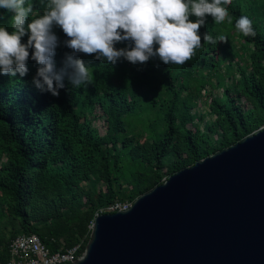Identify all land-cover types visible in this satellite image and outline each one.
Here are the masks:
<instances>
[{
    "label": "trees",
    "instance_id": "1",
    "mask_svg": "<svg viewBox=\"0 0 264 264\" xmlns=\"http://www.w3.org/2000/svg\"><path fill=\"white\" fill-rule=\"evenodd\" d=\"M263 124L264 0H0V215L17 223L0 261L18 233L81 252L108 204Z\"/></svg>",
    "mask_w": 264,
    "mask_h": 264
},
{
    "label": "water",
    "instance_id": "2",
    "mask_svg": "<svg viewBox=\"0 0 264 264\" xmlns=\"http://www.w3.org/2000/svg\"><path fill=\"white\" fill-rule=\"evenodd\" d=\"M70 264H264V125L95 214Z\"/></svg>",
    "mask_w": 264,
    "mask_h": 264
},
{
    "label": "built area",
    "instance_id": "3",
    "mask_svg": "<svg viewBox=\"0 0 264 264\" xmlns=\"http://www.w3.org/2000/svg\"><path fill=\"white\" fill-rule=\"evenodd\" d=\"M130 202L113 201L105 207V212L121 210ZM90 224L88 225V227ZM51 243L54 240H49ZM79 244L61 249H50L35 233H18L7 243L8 258L0 264H70L82 253Z\"/></svg>",
    "mask_w": 264,
    "mask_h": 264
},
{
    "label": "rangeland",
    "instance_id": "4",
    "mask_svg": "<svg viewBox=\"0 0 264 264\" xmlns=\"http://www.w3.org/2000/svg\"><path fill=\"white\" fill-rule=\"evenodd\" d=\"M36 12L35 11H33V14H35ZM229 41H230V43L234 46V50L236 49V51L238 52V50H237V40L236 39H234V38H232V37H230L229 38ZM237 58H238V56H236ZM241 61V63L240 64H242L244 61L243 60H240ZM230 69H231V71H232V76H234V68H233V66H231L230 67ZM211 83H213V81H214V79L213 78H211ZM207 88V87H206ZM206 88H205V90H204V92L203 91H201V95L202 96H204V97H206V96H208V93H209V91H208V93H207V90H206ZM183 93H185L186 92V89H184L183 91H182ZM220 92V89H216V88H214V90H212V92L211 93H219ZM203 99H200V98H198V100H197V103H196V106L194 107V108H192V109H190V112L191 111H195V112H198V113H203L202 115V121H204V120H206V115H205V113L203 112V110L205 109L204 107H203ZM139 114H141V113H139ZM202 121H200V122H198V119H193L192 121H190V122H188L186 125L187 126H190V127H192L193 125H194V123L195 124H198V126H199V128H202L201 126V124H202ZM264 125V124H263ZM262 126V125H261ZM260 127V126H259ZM104 129H105V124H104V121L102 120V118H94L93 120H92V123H91V126H90V130H91V134H92V136H97V137H99V136H101V135H103L104 134ZM139 131H141V125L140 124H137L134 128H133V132H136L137 134H138V136L141 138V136L139 135ZM217 131H218V129L216 128V127H213L212 128V131H211V133H210V137L212 138V139H214V138H216V136H217ZM125 201H127V202H129L128 200H125ZM131 203V202H130ZM15 227H17V223L15 222V221H8L7 219H6V215H5V213H3L2 215H0V234L1 233H4V235H6V232L8 231V230H10V229H12V228H15Z\"/></svg>",
    "mask_w": 264,
    "mask_h": 264
},
{
    "label": "clouds",
    "instance_id": "5",
    "mask_svg": "<svg viewBox=\"0 0 264 264\" xmlns=\"http://www.w3.org/2000/svg\"><path fill=\"white\" fill-rule=\"evenodd\" d=\"M139 9L142 11L143 9L141 8V6H139Z\"/></svg>",
    "mask_w": 264,
    "mask_h": 264
}]
</instances>
